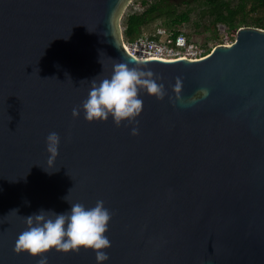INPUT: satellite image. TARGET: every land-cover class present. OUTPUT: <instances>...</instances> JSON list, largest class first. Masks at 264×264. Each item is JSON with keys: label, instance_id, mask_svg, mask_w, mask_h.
Masks as SVG:
<instances>
[{"label": "water", "instance_id": "1", "mask_svg": "<svg viewBox=\"0 0 264 264\" xmlns=\"http://www.w3.org/2000/svg\"><path fill=\"white\" fill-rule=\"evenodd\" d=\"M130 1L0 0V264H37L14 247L22 215L67 199L110 209L105 264H264V28L197 59H140L123 40ZM119 61L165 95L141 90L138 124L74 115ZM46 254L97 264L84 247Z\"/></svg>", "mask_w": 264, "mask_h": 264}, {"label": "clouds", "instance_id": "2", "mask_svg": "<svg viewBox=\"0 0 264 264\" xmlns=\"http://www.w3.org/2000/svg\"><path fill=\"white\" fill-rule=\"evenodd\" d=\"M180 87L178 82L175 88L179 91ZM141 90L155 94L157 98L165 95L164 85L157 81L151 68L119 61L113 65L110 75L90 80L87 97L79 107L73 108V114L79 116L82 109L84 118L90 122L111 118L117 125L125 122L138 124L137 117L143 107V98L139 95ZM138 131V127L131 128L133 134ZM45 139L51 162L58 155L61 137L53 130ZM46 170L52 171L53 167H46ZM67 200L71 204L70 209L56 211L40 207L22 215L26 227L16 238L15 250L38 256L37 264H48L46 253L51 249L68 252L84 247L95 253L97 264H105L109 259L107 249L111 245L106 234L112 215L110 209L102 199L93 206Z\"/></svg>", "mask_w": 264, "mask_h": 264}, {"label": "trees", "instance_id": "3", "mask_svg": "<svg viewBox=\"0 0 264 264\" xmlns=\"http://www.w3.org/2000/svg\"><path fill=\"white\" fill-rule=\"evenodd\" d=\"M181 1L183 0H139L142 10L128 12L123 19L125 39L129 41L136 39L144 33L143 30L146 26L161 17L164 21L163 28L172 31V38L175 39L182 32V25L190 20L191 12L196 8V6H189L187 9L181 8L179 5ZM231 8L232 4L228 0H204L198 9L202 11L200 21L205 20L204 16L209 15L212 17L210 20L213 25H216L217 21H226L227 19L233 23L236 20L235 13L230 12L229 17L225 15V11ZM259 23L264 27L262 22Z\"/></svg>", "mask_w": 264, "mask_h": 264}, {"label": "built area", "instance_id": "4", "mask_svg": "<svg viewBox=\"0 0 264 264\" xmlns=\"http://www.w3.org/2000/svg\"><path fill=\"white\" fill-rule=\"evenodd\" d=\"M172 36V31L158 28L155 33H143L131 41L123 37V40L125 47L140 59L180 57L197 59L207 54L202 46L185 32L182 31L175 39Z\"/></svg>", "mask_w": 264, "mask_h": 264}, {"label": "flooded vegetation", "instance_id": "5", "mask_svg": "<svg viewBox=\"0 0 264 264\" xmlns=\"http://www.w3.org/2000/svg\"><path fill=\"white\" fill-rule=\"evenodd\" d=\"M203 1L204 0H183L180 2L179 5L181 8L187 9V8H189V6L191 4L197 3L200 5ZM228 1H230V0H228ZM238 1H239L238 6H235L231 3L232 8L230 10L225 11V15L227 17L230 16V12L235 13V15H236L235 22L231 23L230 20L227 19L226 21H217L216 25H213L211 23L212 20H210V19H212V17L209 15H206V16H204L205 20H203V21L199 20V22H194L195 29H196L195 31L193 29L191 30V28H189V31H190L189 33L186 30L184 31V29H182V31L185 32L186 34H188V36H191L190 38H193L194 35L200 34L199 32H202V34L206 33L204 38L202 37L203 39L206 40V39H208L209 36H211V37L213 36L214 38H218L219 35L221 34L220 32H228V30L233 29V28H237L235 37L237 36V32L241 27L255 26V27L264 28L259 23V22H262V24H264V10L262 9V8H264V4H262V3H264V0H249V1H252V3H253L250 10H248L246 7L247 0H238ZM259 9H261L262 14L256 15L255 11H258ZM199 12H200V14L202 13L201 10H199ZM253 13H254V15H253ZM188 22L184 23L182 25V27H184V26L188 27L187 26ZM199 44L201 46L204 45L203 41L199 42ZM212 50H213V47L209 48L208 51H206V52L209 53Z\"/></svg>", "mask_w": 264, "mask_h": 264}, {"label": "rangeland", "instance_id": "6", "mask_svg": "<svg viewBox=\"0 0 264 264\" xmlns=\"http://www.w3.org/2000/svg\"><path fill=\"white\" fill-rule=\"evenodd\" d=\"M230 1H231V3L233 5L238 6V2H239L238 0H230ZM252 4H253L252 1L247 0L246 7H247L248 10L251 9ZM190 6H193V7L196 6V8H194L195 10H193V12L191 13L190 20L187 23L188 27H186V26L181 27L182 29H184V31L186 30L188 33L190 32L189 28H191V30L193 29L194 31L196 30L194 22H198L200 20V18H201L200 17V12L198 10L200 5L197 4V3H193ZM262 9L264 10V8H262ZM140 10H142V6L139 4V0H131L128 3V5L126 6V8L124 10L122 18H121L122 31H123L122 22H123V19H124L125 15L128 12L140 11ZM255 13H256V15L262 14L261 9H259L258 11H255ZM253 15H254V13H253ZM163 23H164L163 18L162 17L158 18L153 23H151L150 25L146 26L144 28L143 32L144 33H153L155 31H157L158 28L159 29L163 28V26H162ZM236 30H237V28H233V29L228 30V32H220L221 34L219 35L218 38H214L213 36L212 37L209 36L208 39H206V40L203 39L204 36L206 35V33L202 34V32H199L200 34L194 35L193 38H191V39L195 40L198 43L203 41L204 45L202 46V49H204L205 51H208L209 48H212V47L214 48L216 45H218L220 43H228V42L233 41L236 38L235 37ZM189 37H191V36H189Z\"/></svg>", "mask_w": 264, "mask_h": 264}]
</instances>
